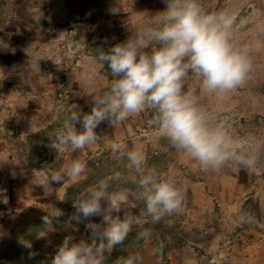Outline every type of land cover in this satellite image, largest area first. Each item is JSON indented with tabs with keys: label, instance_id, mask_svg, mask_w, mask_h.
<instances>
[{
	"label": "clouds",
	"instance_id": "1",
	"mask_svg": "<svg viewBox=\"0 0 264 264\" xmlns=\"http://www.w3.org/2000/svg\"><path fill=\"white\" fill-rule=\"evenodd\" d=\"M162 3L164 10L149 15L140 26L129 30L125 41L107 50L97 47L91 51V61L100 69L107 66L111 73L110 89L90 96L92 106L88 113L77 104L68 105L69 115L63 128L49 140L48 148L57 155L68 148L83 151L100 141L96 129L101 123L107 122L111 127L147 111L152 113L148 126L203 170L218 173L229 162L254 169L260 155L258 144L236 137L227 115L213 121L201 105L200 96L214 95L221 102L243 86L254 70L252 53L264 47V42L241 43L237 39V32L248 20L238 21L236 12L206 11L201 0ZM52 62L58 65L62 61L57 57ZM190 75L200 82V96L185 91ZM96 76L93 71L89 83ZM111 151L127 159L126 170L139 191L127 187L110 190L107 180L86 188L83 198L72 202L75 211L67 223L87 222L90 242L65 236L50 264H105L114 249L137 226L149 222L148 218L157 224L183 211L186 188L177 185L174 175L147 167L146 154L140 148L128 150L123 142H112ZM86 171L87 163L77 159L66 174L56 172L41 186L47 191L53 183L62 185L66 177L77 180ZM40 172L33 170L37 177ZM115 178L120 180L121 173L117 172ZM61 214L58 211L57 216ZM93 217H100V223L92 222ZM240 219L254 220L249 214H242ZM52 220L44 217L47 228H52ZM151 236V229L137 233L146 243ZM23 246L31 249L32 243L25 240ZM36 255L30 252L29 258ZM122 264H142V257L129 256Z\"/></svg>",
	"mask_w": 264,
	"mask_h": 264
},
{
	"label": "rangeland",
	"instance_id": "2",
	"mask_svg": "<svg viewBox=\"0 0 264 264\" xmlns=\"http://www.w3.org/2000/svg\"><path fill=\"white\" fill-rule=\"evenodd\" d=\"M138 1L140 0H0L1 27L4 29V19L18 16L19 12L23 11L17 3L22 2L21 6L23 3L27 5L34 3L35 7H30L28 11L36 16H42L44 12L53 16L51 31L58 32V29H65L66 33L65 40H62L59 34H55L50 42L48 67L70 72L81 69L84 62L93 56L91 51L95 48L103 47L107 50L110 46L127 39L130 32L124 19L128 16L129 6ZM46 5L51 7L46 8ZM1 40L7 47L6 51L13 49L17 54L24 50L27 42L26 39L7 34L3 35ZM44 43L46 48V40L43 41L39 36L33 39L31 44L34 47L33 52L39 51ZM57 57L62 62L55 65L52 61ZM47 69L45 67V70ZM18 72L17 65L13 68L10 78L17 80ZM252 79L257 81V87L252 88V91L251 88L242 90L243 97L248 98L251 94L253 100L254 97H258V101L254 100L252 105L244 103L235 108L212 111L211 105L203 102L201 104L207 108L213 121L227 115L236 137L249 138L258 144L260 155L254 169H245L229 162L218 173L203 170L196 161L177 152L168 140L160 137L154 128L148 126L151 112L146 111L141 118L132 117L124 121L131 128V135L124 140L113 138L111 128L114 125L110 127L107 122H103L96 129L100 135L99 147L82 154V161L87 163V171L77 180L66 177L65 183L62 185L53 183L52 188L45 191L41 184L56 172L66 174L70 165L64 166L62 162V156L66 153L60 152L57 155L46 147L45 149L39 147L30 153L33 160L30 163L32 167L29 169V174L33 173V170H41L38 177L33 173L34 182L24 186L19 185V189L15 184H0V221L6 218L5 202L15 197L16 190L20 193L26 192L32 198L30 211L26 215L20 218L13 217L8 226H0V264H50L51 257L65 236L71 235L76 241L83 239L90 242L91 233L85 227L87 222L72 221L71 224L67 222L75 211L72 202L82 199L81 194L85 189L98 181L107 180L111 186L110 190L127 187L134 192L139 191L131 180V174L126 170L127 159L113 155L112 142H123L127 145V149L131 150L134 148V142L141 140L145 145L143 151L146 154V166L153 167L163 174L174 175L177 185L184 186L186 193L182 212L165 217L157 224H152L148 218L149 222L137 226L128 238L114 249L105 264H122L124 259L134 255L142 257V264H170L174 257L201 258L206 255V248L212 251V255L221 251L220 245L225 246L224 250L227 252L230 240L234 239H230L234 231L247 238L255 225L262 229L264 217L260 215L259 203L264 199V56L262 55L259 57L258 70L253 73ZM109 89L105 87L101 95ZM72 100L68 80L64 76L58 79L54 86V111L65 110ZM79 108L85 113L90 112L84 106L79 105ZM251 113L253 114L250 115ZM76 127L80 128V125L77 124ZM58 131L59 125H56L53 129V138ZM117 172L121 173L120 180L115 178ZM141 206H143L142 202ZM233 207H238V215L230 213L229 209ZM195 208L202 210V214H197L193 218L192 211ZM58 211L62 213L59 216H57ZM134 211L138 212V209ZM242 214H249L254 220H241ZM120 215L122 216L123 213L121 212ZM45 216L49 219L53 218L52 228H47L44 224ZM10 217L11 214L7 219ZM91 219L94 223L101 221L100 217ZM144 229H151L152 232L147 243L137 237V233ZM25 240L31 241V249L23 246ZM30 252H35L37 255L29 258Z\"/></svg>",
	"mask_w": 264,
	"mask_h": 264
},
{
	"label": "crops",
	"instance_id": "3",
	"mask_svg": "<svg viewBox=\"0 0 264 264\" xmlns=\"http://www.w3.org/2000/svg\"><path fill=\"white\" fill-rule=\"evenodd\" d=\"M201 3L209 12L228 10L238 13V21L239 18H247L248 23L237 32V39L241 43L264 42V0H201ZM17 4L23 8V11L19 12L18 16H10L4 19V29L1 27L2 18H0V184H15L19 189V185L24 186L34 182L35 176L33 173L29 174V169L32 167L30 163L33 160L30 153L39 147L49 149L47 145L49 140L54 139V127L59 125V130H61L69 115L68 107L58 112L54 111V86L57 80L66 76L69 92L73 98L71 104L84 106L91 111L90 96L101 95L105 87L110 88L113 77L107 67L100 69L91 59L86 60L81 69L70 72L48 67L50 42L55 34L60 36L61 33L63 34L60 37L65 40V29L52 32L50 24L54 22L53 16L46 12L42 16H36L28 11L30 7H35L34 3H28L29 5L23 3L24 6L20 5L22 2ZM49 7L51 5H46V8ZM164 8L165 5L162 0H140L138 3L129 6L128 16L124 21H126L128 29L133 30L140 26L144 20L149 19V15H154ZM137 13L144 14L138 15ZM5 34L26 39L24 50L18 54L13 49L6 51L7 47L1 40ZM38 36L43 41H47L46 48L44 43L39 51L33 52L32 40L37 39ZM261 55L264 56V47L252 53L254 70L251 78L243 86L229 93L221 102H218L214 95L200 96V82L195 76L190 75L186 82L185 91L200 96V103L211 105L212 111L235 108L244 103L252 105L253 102L258 101V97H254L255 101L252 94L248 98L243 97L242 90L251 88L252 91V88L257 87V81L252 78L253 73L258 70ZM17 65L19 66V78L12 80L10 75ZM45 67L48 69L45 70ZM93 71L97 73V76L89 83ZM143 115L145 114L142 113L134 118L138 119ZM111 129L113 138L124 140L131 135V128L126 122L114 125ZM98 147L99 142L83 151L65 149L61 151L66 153L62 156V162L66 166L77 159L82 161L83 153L91 152ZM134 148L144 150L145 145L141 140H138L134 142ZM262 200L264 201L261 199L259 202L261 205L260 215L264 217ZM31 202L32 198L28 193H20L16 190L15 197L5 202L6 218L4 221H0V226H8L13 217L20 218L26 215L30 211ZM229 211L238 215V207L230 208ZM201 212L202 210L195 208L192 211V217L195 218L197 214H202ZM9 214L11 217L7 219ZM261 228L259 229L255 225L247 238L234 231V235L230 236V239H234L230 240V247L227 252L224 250L225 246L220 245L221 251L214 252L213 255L212 251L206 248V255L201 258L193 256L174 257L170 264H264V225ZM209 248L212 250V246Z\"/></svg>",
	"mask_w": 264,
	"mask_h": 264
}]
</instances>
